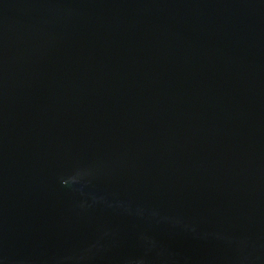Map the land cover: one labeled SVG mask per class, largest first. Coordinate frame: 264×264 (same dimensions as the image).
Masks as SVG:
<instances>
[{
  "label": "water",
  "instance_id": "water-1",
  "mask_svg": "<svg viewBox=\"0 0 264 264\" xmlns=\"http://www.w3.org/2000/svg\"><path fill=\"white\" fill-rule=\"evenodd\" d=\"M0 264H264V0H0Z\"/></svg>",
  "mask_w": 264,
  "mask_h": 264
}]
</instances>
